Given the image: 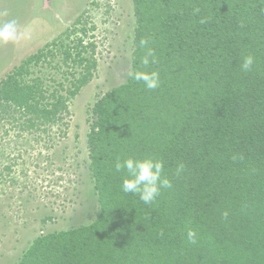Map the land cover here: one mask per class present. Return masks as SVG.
Wrapping results in <instances>:
<instances>
[{
    "label": "trees",
    "instance_id": "1",
    "mask_svg": "<svg viewBox=\"0 0 264 264\" xmlns=\"http://www.w3.org/2000/svg\"><path fill=\"white\" fill-rule=\"evenodd\" d=\"M133 4L132 72L157 71L160 85L150 90L128 76L96 101L88 142L98 214L38 238L19 264H264V0ZM51 44L0 79L2 111L11 104L23 110L29 127L56 123L68 111L67 96L51 92L56 100L43 101L42 79H17L23 67L53 55ZM149 49L156 62L149 57L145 67ZM249 55L253 64L243 71ZM91 66L66 88L70 96ZM130 156L164 162L171 187L152 203L122 190L127 170L115 163Z\"/></svg>",
    "mask_w": 264,
    "mask_h": 264
},
{
    "label": "rangeland",
    "instance_id": "2",
    "mask_svg": "<svg viewBox=\"0 0 264 264\" xmlns=\"http://www.w3.org/2000/svg\"><path fill=\"white\" fill-rule=\"evenodd\" d=\"M27 14L33 20L22 21V36L0 41V69L12 61L0 70V79L45 43L54 42L47 49L53 55L26 65L17 79H42L43 101L56 100L47 97L51 92L62 94L68 111L60 113V121L36 128L27 126L23 110L11 104L4 112L8 103H0V264H19L38 238L89 224L97 216L88 142L96 120L92 108L126 82L135 47L133 0H0V27ZM9 43L15 46L13 55ZM68 48L71 57L65 59ZM81 57L85 59L79 62ZM90 60L94 67L87 83L70 96L66 88L86 72Z\"/></svg>",
    "mask_w": 264,
    "mask_h": 264
},
{
    "label": "clouds",
    "instance_id": "3",
    "mask_svg": "<svg viewBox=\"0 0 264 264\" xmlns=\"http://www.w3.org/2000/svg\"><path fill=\"white\" fill-rule=\"evenodd\" d=\"M17 39V32L14 23L9 22L0 27V41L8 42ZM147 42L142 40L141 45ZM155 63L156 59L153 50L149 49L147 54L142 59V64L147 67L150 63ZM253 57L251 55L244 58L241 65L243 71L251 69L253 64ZM128 76L134 81H142L146 88L156 89L160 85L159 73L157 71H134L129 72ZM117 171L122 169L127 170V175L122 180V190L125 193L139 194L140 200L144 203H152L160 194L161 188H170L171 181L167 176H162L164 170V162L161 159H154L152 157L134 159L131 156L123 162L117 160L115 163ZM183 170V165L177 168L179 174ZM225 215H227L225 213ZM189 242H194L196 239V232L189 229L187 232Z\"/></svg>",
    "mask_w": 264,
    "mask_h": 264
},
{
    "label": "crops",
    "instance_id": "4",
    "mask_svg": "<svg viewBox=\"0 0 264 264\" xmlns=\"http://www.w3.org/2000/svg\"><path fill=\"white\" fill-rule=\"evenodd\" d=\"M47 0H45V2H46ZM32 7H34L35 5H31ZM25 18H27V22L29 23V22H32V20H33V18H32V15H29L28 16V14H27V16H25L22 20H19L18 19V15L16 16V17H14L13 19H11V21H12V23H14V25H15V27H17V30H16V32H17V35H20V36H22V32L24 31L23 29L24 28H26V26H25V24L26 23H24V22H22ZM7 20H10V18H9V16H7ZM17 40V39H16ZM16 40H14V41H16ZM11 42V41H10ZM5 43V42H4ZM10 44V47H11V53H12V55L13 54H15V50H13V49H15V46L13 45V44H11V43H9ZM12 55H10V58L11 59H13L12 57ZM11 60H9L8 61V64H4L2 67H1V69L4 71V70H6L7 69V67L11 64ZM0 69V70H1Z\"/></svg>",
    "mask_w": 264,
    "mask_h": 264
}]
</instances>
